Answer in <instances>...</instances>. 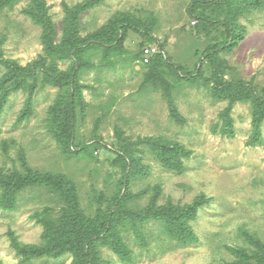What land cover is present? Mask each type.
Masks as SVG:
<instances>
[{
  "label": "rangeland",
  "instance_id": "obj_1",
  "mask_svg": "<svg viewBox=\"0 0 264 264\" xmlns=\"http://www.w3.org/2000/svg\"><path fill=\"white\" fill-rule=\"evenodd\" d=\"M84 1L43 0L54 23V44L61 42L65 30V7L73 8ZM192 2L103 0L79 15L83 38L118 14L152 22L154 43L163 46L167 62L193 75L185 82L177 72L164 67L167 83H157L156 89L144 83L147 68L131 57L144 37L133 31L124 42L125 53L106 59L101 50L86 51L87 61L102 66L80 73L83 101L76 107L73 144L78 148L87 145L84 152L61 153L49 132L48 112L60 94L58 87L39 81L31 93L28 86L9 93L4 104L0 116V172L22 170L25 161L34 171L66 176L76 186L80 208L91 218L109 212L111 199L124 179L114 152L122 145L129 148L142 168L129 181L128 210L140 212L152 202L157 207H185L201 196L208 199L189 222L198 238L195 244L177 243L154 221L141 223L136 219L135 228H130L132 222L123 213L120 238L129 259L109 245H99L98 264H228L235 260L233 250L249 253L264 245V142L255 147L247 144L252 129L249 101L233 103L229 117L235 135L221 136L215 125L223 123L219 114L228 101L215 99L209 89L218 78L264 86V3L254 8L231 2L228 13L211 0L197 6L202 15L199 18L190 12ZM28 4V0H18L0 14V56L22 66L46 56L41 28L23 13ZM223 7L228 8L225 4ZM224 19L239 25L241 40L235 47H218L210 56L205 55L207 49L223 40ZM52 59L49 56L47 60ZM56 60L60 70L70 68L69 59ZM5 72L0 65V84ZM171 99L181 116L179 121L170 117ZM28 100L32 101L31 112L18 122ZM261 129L264 139V122ZM147 139L188 152L184 169L178 172L164 167ZM45 207L58 210L60 204L44 188L33 187L20 192L15 209L0 208V264H74L68 253L25 261L12 246L10 232L23 244H40L43 227L32 215Z\"/></svg>",
  "mask_w": 264,
  "mask_h": 264
},
{
  "label": "trees",
  "instance_id": "obj_2",
  "mask_svg": "<svg viewBox=\"0 0 264 264\" xmlns=\"http://www.w3.org/2000/svg\"><path fill=\"white\" fill-rule=\"evenodd\" d=\"M28 1L29 4L24 8L23 13L41 28L40 39L46 56L40 55L37 61L25 66L0 56V65H3L6 71L0 84V116L9 93L19 89H28L27 86L30 87L31 93L32 88L39 81L43 85L58 87L60 94L48 112V128L61 153L65 155H77L88 149L85 144L80 145L79 148L73 144L76 107L83 101L80 73L85 68L95 69L94 67L100 68L102 65L98 66L87 61L84 58L86 51L101 50L106 59L110 55L125 53L127 50L124 42L128 32L133 31L144 37V41L139 44L138 51L131 56L132 60L135 59L147 68L148 73L143 80L144 83L149 82L155 89L158 86L157 83L162 85L167 83L163 76L165 74L164 67L177 72L185 82L193 79L192 74H184L180 65L167 62V56L161 44L160 46L157 45L160 52L152 55L147 63L143 62L142 49L146 46L155 45V38L150 31L154 27L152 22L118 14L111 17L108 23L99 29L87 33L83 38L79 33L81 28L79 15L98 6L103 1L85 0L73 8L65 7L67 11L65 30L61 42L54 44V23L48 15L45 3L43 0ZM207 1L210 2L211 0H193L190 12L202 18V15L197 11V6H201ZM17 2L18 0H0V14L6 9L12 8ZM215 2V7L220 8L221 11H229L228 13L231 11V2L238 6L249 5L254 8H261L264 3L263 0H215ZM224 4L228 8H224ZM223 24L225 25L223 40L207 49L205 55L210 56L218 47H235L241 40L242 33L239 30V25H236L232 20L226 21L225 19ZM0 43H2L1 40ZM49 56L53 57L51 62L47 60ZM54 57L59 61L69 59L70 68L67 71L60 70ZM200 70L201 68H197L196 72H200ZM144 83L141 84L143 88ZM209 89L215 99L228 101L227 108L219 114L223 123L220 126L215 125V130L218 129L221 136L233 137L235 135L233 122L229 117L231 107L236 101H249L252 112V129L247 144L251 147L262 145L264 142L261 129L264 122V86L255 87L245 82H229L218 78L209 86ZM168 105L170 117L179 121L181 116L172 99ZM31 106L32 101L28 100L27 105L20 112L18 122L28 118ZM146 143L150 145L153 154L164 167L178 172L184 169L183 159L187 157L188 152L152 139H147ZM114 152L117 162L123 168L124 179L121 181L117 193L111 199L109 212L99 218L87 216L80 208L76 186L66 176L34 171L25 161H23L22 170H14L11 174L0 172V208L3 210L15 209L20 192L33 187L44 188L51 194L52 199L60 204L58 210L45 207L32 215V218L43 227L42 241L39 245L23 244L10 232L12 246L25 261L45 256L57 258L68 253L73 256L74 264H98L99 252L97 248L99 245H109L116 253L125 259H129L127 258L129 256L127 247L120 238L119 229L124 227L122 222L125 220L122 216L123 213H127L128 219L132 222V225H128L130 228H135L136 219L141 223L154 221L160 224L164 234L181 245L195 244L198 241L189 222L195 219L199 206L207 202L208 199L201 196L185 207L172 204L157 207L152 202L143 211H135L132 208L128 210L126 202L131 196L130 194L127 195L126 190L131 178L142 168L126 145L116 148ZM125 228H127L126 225ZM233 252L235 260L228 264H264L263 244H259L256 250L249 253L244 249H236Z\"/></svg>",
  "mask_w": 264,
  "mask_h": 264
},
{
  "label": "built area",
  "instance_id": "obj_3",
  "mask_svg": "<svg viewBox=\"0 0 264 264\" xmlns=\"http://www.w3.org/2000/svg\"><path fill=\"white\" fill-rule=\"evenodd\" d=\"M159 47L157 45H150V46H146L142 49L143 52V62L147 63L149 61V58L152 55H155L157 53H159Z\"/></svg>",
  "mask_w": 264,
  "mask_h": 264
}]
</instances>
